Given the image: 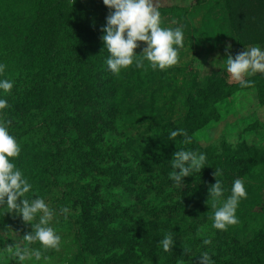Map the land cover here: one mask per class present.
I'll list each match as a JSON object with an SVG mask.
<instances>
[{"label":"trees","instance_id":"1","mask_svg":"<svg viewBox=\"0 0 264 264\" xmlns=\"http://www.w3.org/2000/svg\"><path fill=\"white\" fill-rule=\"evenodd\" d=\"M3 2L23 15L27 55L21 66L48 81L42 93L52 113L27 126L24 115L0 113V122L6 119L20 145L19 156L11 159L33 186L26 195L46 199L48 191L58 192L60 197L52 198L55 209L69 210L63 221L75 252L66 264H198L204 251L215 264H264V150L241 143L224 144L219 151L195 138L216 118L217 104L242 87L216 77L201 83L194 73L179 86L168 70H154L147 61L143 68L132 65L113 74L101 40L110 11L103 0ZM161 12L178 23L186 20L179 7ZM251 22L243 16L235 25L241 47L264 40L262 29ZM249 80L264 105V74ZM34 85L37 92L23 97L27 106L40 95V84ZM179 106L185 109L182 116H176ZM13 121L20 127H9ZM179 129L190 143L183 136L169 140L170 132ZM178 150L206 154L205 168L185 177L183 189L170 179ZM216 168L222 170L217 179L225 197L237 178L247 192L237 209L239 222L224 231L212 227L208 190L216 183ZM25 227L23 236L33 232ZM169 233L174 246L165 252L158 242ZM205 239L211 243L204 245ZM41 250L47 257L57 254Z\"/></svg>","mask_w":264,"mask_h":264},{"label":"rangeland","instance_id":"2","mask_svg":"<svg viewBox=\"0 0 264 264\" xmlns=\"http://www.w3.org/2000/svg\"><path fill=\"white\" fill-rule=\"evenodd\" d=\"M248 2L253 4H242L238 0H153L159 11L167 7H179L186 12V20L181 23L173 20L168 13L162 14L161 12L162 26L181 27L184 32L183 48L179 50V61L166 68L170 75L179 81V86L183 84L184 80L189 83L193 77L192 73L198 75L197 81L201 83L210 77H216L224 79L225 83L229 85L239 84L232 81L226 72L228 56L231 55L234 58L245 48L253 46L264 48V40L246 47H241L239 44L235 25L242 22L243 16H246V19L251 17V23L258 25L264 32L262 24L264 21V0H249ZM236 11L240 14L236 15ZM23 23L24 18L19 11L12 12L4 2L0 3V55L6 65L5 73L0 76V79L13 82V88L9 92H0V95L8 102V107L0 113L6 116L24 115L26 124L22 123V125L27 126L32 120L34 123H39L43 119V114L52 113V106L46 103V95L42 93L45 88H48V81L43 80L42 73L39 75L30 73L27 68L21 66L23 58L27 55L23 50L26 38L23 43L20 29ZM257 36L258 33L255 37ZM259 37L258 41H262ZM138 43H141V47L137 48L135 52L141 54L144 45L142 42ZM226 45H231L228 52L225 51ZM261 75L263 74L257 73L247 79ZM35 82L41 86L38 89L40 95H37L38 98H35V102L31 106H27L23 97L29 93L37 92ZM37 101L39 102L36 103ZM42 103L43 106L38 107ZM216 107V118L195 133L196 140L204 148H217L221 151L224 144L236 147L241 143H246L250 147L264 150V105L259 102L256 87L239 88L237 92L222 100ZM184 113L185 109L179 106L176 116H182ZM14 126H19L18 122L13 121L11 125L9 124V127ZM139 129L136 126L133 131L138 132ZM47 193L49 194L44 199L45 202L50 208L56 210L53 202L55 198L60 197L59 193L56 192L54 195L50 191ZM261 202H264V193ZM56 211L57 216L54 217L51 226L61 236L60 248L54 250L55 254L57 253L55 256H50L47 260L35 261L34 264H66V258L71 257L75 252L70 238L65 235L67 231V224L63 221L65 214H60L58 209ZM13 214L14 212H11L10 209L0 208V236H2L0 261L2 264H16L7 252V247L15 246L23 239L24 236L21 232L26 228L25 226L32 227L31 224L24 223L22 217L18 215L12 217ZM36 222L33 221V223ZM144 264L153 263L148 261Z\"/></svg>","mask_w":264,"mask_h":264},{"label":"clouds","instance_id":"3","mask_svg":"<svg viewBox=\"0 0 264 264\" xmlns=\"http://www.w3.org/2000/svg\"><path fill=\"white\" fill-rule=\"evenodd\" d=\"M103 4L110 10L106 25L101 29V40L108 52L106 64L109 71L118 74L132 65L143 68L145 61L154 70H164L178 63L179 50L183 48V29L162 26L160 11L153 0H103ZM138 42L144 45L141 54L135 52L141 47ZM230 49L231 45H226L225 51ZM5 70L6 65L0 63V76ZM226 72L231 80L238 82L242 88L249 87L252 82L248 77L257 73L264 74V48L253 46L245 48L234 58L229 55L226 59ZM12 88V81L0 79V92L7 93ZM7 107V100L0 95V111ZM177 136H183L185 143L191 142L184 129L171 131L169 140H174ZM20 151L18 141L10 134L6 123L0 122V208L10 209L22 217L24 223L33 227L31 234L25 235L15 246L9 245L7 252L16 264H34L35 261L48 259L41 249L60 248L61 236L51 226L57 211L50 208L43 198L35 196L33 199L26 195L33 186L11 159L18 157ZM205 165L206 154L194 150H178L171 160L173 171L170 173V179L175 186L183 189L184 178L194 177ZM213 175L216 183L208 190L214 210L212 227L224 231L239 222L237 209L240 201L246 198L247 192L244 181L237 178L232 183L231 194L225 197L222 181L217 179L222 175V170L216 168ZM68 211L67 208L59 210L60 214H66ZM174 241L173 235L169 233L158 243L168 252L174 246ZM35 242L39 243V248L32 247ZM210 243L208 239L203 241L204 245ZM198 257V264H215L208 251L202 252Z\"/></svg>","mask_w":264,"mask_h":264}]
</instances>
